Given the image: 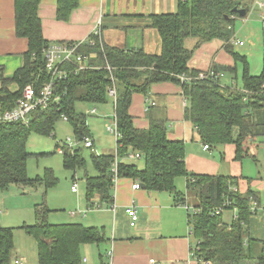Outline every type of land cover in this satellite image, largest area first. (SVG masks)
Instances as JSON below:
<instances>
[{
  "label": "trees",
  "instance_id": "obj_1",
  "mask_svg": "<svg viewBox=\"0 0 264 264\" xmlns=\"http://www.w3.org/2000/svg\"><path fill=\"white\" fill-rule=\"evenodd\" d=\"M40 0H14L15 34L27 39V49L23 53V65L13 76L6 78L0 67V110L5 111L22 97L24 88L33 85L40 89L53 80L47 71L42 49L50 42L43 36L38 15ZM79 0H56L55 16L59 21H68L71 11L78 7ZM249 8L244 0H176L173 12L150 14L149 26L156 29L161 39L158 54L143 49H123L96 41L93 47L84 46L82 51L91 55L92 67L75 71L74 65L64 63V78L54 80V96L58 99L44 110L34 111L28 124L20 122L0 124V188L10 184L22 187L43 185L46 190L58 179L51 168H44L42 176L30 177L26 162L31 155L26 150L31 132L50 135L55 122L64 115L71 124L76 142L90 137L86 114L76 109L78 101L99 104L107 101L110 89H114V117L120 137L116 139L113 153L89 154L94 175L84 172L85 198L90 201L96 194L102 203L112 201L111 167L117 158L138 152L144 161L139 169L136 165L119 162L118 176L131 178L144 184L150 191H166L173 195L175 204H185V196L176 189L175 179L186 178L185 188L193 196L195 203L189 208V225L195 244L193 254L198 260L210 264H264V241L249 234L251 210L257 201L252 191L240 193L234 190L236 181L226 175L197 174L187 170L184 142L167 136L165 117L152 115L148 110L147 128H136L129 112L133 93L148 94L150 86L156 82H174L181 86L186 99L184 119L196 129L200 141L208 148L233 144L235 159L247 157V143L251 129L255 125L253 111L264 108V52L262 68L258 74L248 70L246 57L233 51L232 31L234 21L240 17L233 8ZM243 16V17H244ZM192 37L195 45L185 46V39ZM214 38L225 42L224 48L234 60V66L212 65L215 72L235 74L241 65V84L223 85L218 79H197L198 71L188 67L194 48ZM264 45V27L262 28ZM180 75L191 77L180 81ZM235 79V78H234ZM15 83L12 92L9 85ZM234 130L237 134L234 136ZM65 169L75 171L84 168L85 157L78 147L65 148L62 153ZM225 201L219 213H215ZM235 210V217L229 222L223 219L224 210ZM51 209L42 201L34 205V222L19 226L36 242L38 264H81V246L106 242L103 227L87 226L79 222L50 223ZM14 228L0 223V264H9L14 247ZM99 259L104 264V254L99 251Z\"/></svg>",
  "mask_w": 264,
  "mask_h": 264
},
{
  "label": "crops",
  "instance_id": "obj_2",
  "mask_svg": "<svg viewBox=\"0 0 264 264\" xmlns=\"http://www.w3.org/2000/svg\"><path fill=\"white\" fill-rule=\"evenodd\" d=\"M175 9L176 0H79L78 7L71 11L68 21H59L55 16L56 0H40L38 15L43 36L50 43L84 40L99 24L100 41L103 44L123 49H143L147 53L158 54L161 50L160 35L156 29L149 26L147 16L173 12ZM231 41L235 52H237L235 47L246 45L243 40L235 37L234 29ZM195 42L194 38L190 39L187 47H194ZM224 45L225 42L217 38L201 43L194 48L187 63L188 67L197 71H207L212 65L234 66L235 60L225 50ZM26 49L27 39L15 34L14 0H0V67L4 77H12L14 72L23 65V53ZM226 73L223 72L224 78ZM236 75L235 71L233 78L225 82V85H237ZM9 89L14 92L17 85L11 83ZM151 101L154 102L153 105ZM186 104L178 83L156 82L150 86L148 94H132L129 112L133 117L134 126L141 129L148 127L149 120L146 117L148 110L152 115L165 117L168 126L167 136L184 142L185 164L189 172L230 176L236 181L234 187L240 193L254 192L258 205L264 208L261 192L258 190L264 189V177L259 176L256 181L257 186H253L252 178L243 173V158L235 159L233 144H231L233 148L230 161L225 162L221 167L219 159L210 152L212 148L203 149V143L196 129L184 119ZM253 117L255 125L251 129L249 142L256 141L257 135H264V108L254 110ZM236 134L237 131L234 130V136ZM115 151L116 144L111 151L97 154H115ZM118 161L136 165L139 169L144 166L141 157L132 159L124 157ZM231 161L233 163H230ZM182 178L181 180L176 178L175 185L176 189L184 194L185 204H175L173 195L166 191H150L141 187L133 189L132 184L135 181L122 177H118L113 186L110 203H102L99 201L100 196L96 194L90 200L92 202L90 204L84 195L87 210H71L70 216L75 217L78 214L77 221L74 222L103 227L107 240L99 245L83 244L80 248L81 264H101L99 251L104 254V264H149L150 259H154L155 264H204V261L198 260L193 254L194 244L189 237L191 206L186 202L190 194L185 188L186 178ZM180 185L182 187L184 185L183 190L178 188ZM252 186L254 188H251ZM18 187L22 194L26 193L25 187ZM31 188L36 189V187ZM4 193L0 194V202H2L0 203V223L14 228V246L17 239L24 245L23 250L13 247L9 264H14L15 261L19 264H34V262L38 264L36 247L33 252L31 237L19 228L21 224H28L30 220L19 219L16 225L6 224V222L10 223L12 207L6 205L5 201L9 202L14 197L22 198V195L19 193V195L5 196ZM129 205H134L138 214V220L134 226L130 225V219L125 212V208ZM25 207L26 203L21 204L20 210L24 211ZM6 215L8 218L5 220ZM234 217L233 209L232 218ZM249 234L252 238L264 241V210H258L250 217ZM85 246L88 247L85 249ZM31 254L34 257L30 258Z\"/></svg>",
  "mask_w": 264,
  "mask_h": 264
},
{
  "label": "rangeland",
  "instance_id": "obj_3",
  "mask_svg": "<svg viewBox=\"0 0 264 264\" xmlns=\"http://www.w3.org/2000/svg\"><path fill=\"white\" fill-rule=\"evenodd\" d=\"M244 2L249 10L245 17H237L234 21V35L236 38L243 40L246 45L238 48L235 47V49L239 54L245 55L249 72L251 74H258L261 71L262 54L264 52V45L262 42L264 0H244ZM190 39L193 38L188 37L185 39V46H188ZM102 44L101 42L100 46ZM91 55L95 57L96 53L93 52ZM241 73V65L238 64L236 68V82L239 86L241 84ZM233 76L234 74L227 72L225 78L223 77L220 81L225 85V82H229ZM113 97L108 96L106 102L99 104H90L80 101L75 103L76 109L86 114V123L90 137L94 140L93 148L84 147L83 142H76L71 124L61 117L55 122L54 130L50 135H41L36 132L30 133L26 144L27 152L31 153L26 162L28 176H42L44 168H51L58 182L49 187L45 195L43 185L36 186V189L26 186L24 188L26 193L23 192L24 194L19 190V185L16 184H10L6 189L0 188V194H3L4 191H6L4 193L5 196L19 195L20 193L22 198L26 199L23 200L22 198L14 197L9 202L7 200L5 201L6 205L12 207L10 223L6 222V224L16 225L19 219H28L30 220L28 224H32L34 222V204L42 201L51 209L48 215V221L50 223L74 222L78 214L72 217L69 211L74 209L80 211L87 210L86 200L84 198V172L87 171L89 175L95 174L89 154L91 151L95 153L109 152L115 145L116 138L108 130L109 126L114 127L115 125ZM93 108H95V113H90ZM63 144L80 148L82 156L85 157L84 168L72 171L63 167L62 153L58 151L59 147L63 146ZM247 146L249 148V154L247 157L243 158L242 169L244 174L252 178V182H254L253 186L255 187L257 186L256 181L259 179V176L262 178L264 177V135H257L256 141L247 143ZM232 148L231 144L217 145L212 148L210 152L214 154V157L216 156L219 159V165L223 167L224 163L231 159ZM137 161L141 162V160ZM216 161L218 163V160ZM230 163H233V161ZM178 179L181 180L183 178L181 176L178 177ZM73 181H75L78 189L76 192L71 191ZM253 186L251 188H254ZM178 188L183 190L184 185L183 187L180 185ZM258 190L261 192V199L264 203V189L259 188ZM186 202L192 206L195 203V199L192 195H189ZM0 203L2 204V202ZM24 203H26V207L23 208L24 211H21L20 205ZM222 215L225 222L230 221L233 216V211L229 209L224 210ZM4 218L6 220L8 216L6 215ZM189 235L192 243L195 244L193 235ZM30 239L33 241L32 250L34 252L36 242L32 237ZM86 247L88 246H85V249ZM23 248L24 245L22 241L17 239L14 249L23 250ZM32 257H34L33 254L30 255V258ZM34 264H36V262H34Z\"/></svg>",
  "mask_w": 264,
  "mask_h": 264
},
{
  "label": "built area",
  "instance_id": "obj_4",
  "mask_svg": "<svg viewBox=\"0 0 264 264\" xmlns=\"http://www.w3.org/2000/svg\"><path fill=\"white\" fill-rule=\"evenodd\" d=\"M262 26L264 27V19L262 21ZM98 41L100 44V27L99 24L93 28L89 36L84 40H78L73 42H52L49 43L45 48L42 49V55L45 63V67L48 72L52 74L53 80L46 83L40 89H35L33 85H27L22 93V97L18 98L15 101V105L5 111L0 110V124L2 123H12V122H20L21 124H28L31 120V114L34 111L44 110L50 107L54 101L58 99L57 96H54V80H58L64 78L67 74V70L60 67V65L64 63H69L74 65L75 71H80L88 67H92L89 64V59L91 55H87V53L82 51L84 46L93 47ZM242 44V42H239ZM180 81H189L191 77L186 75L178 76ZM223 77V72H215L213 69H209L207 71H198L195 78L197 79H218ZM264 87V83H263ZM109 94L111 96L115 95L114 89L109 90ZM152 105L153 101L150 102ZM90 113H95V108H93ZM61 118L67 120L64 115H61ZM114 127H108V130L115 136V138L120 137V132L117 129L116 119L114 117ZM83 146L87 148H92L93 139L89 136H85L82 141ZM70 147V145L63 144V146L59 147V152L63 153L64 149ZM203 149H208L207 145H203ZM126 157L132 158H140V154L138 152H131L126 155ZM118 160L115 159L114 163L111 167V179L113 185L116 184L118 179V171H117ZM133 189H139L140 184L138 181H135L132 184ZM71 189L73 191L77 190L76 183L73 182L71 185ZM236 190V188H234ZM229 204V201H225L221 207H218L215 210V213H219L224 205ZM251 210L257 212L258 210H264V208L260 207L256 201H253L251 204ZM125 212L130 219V225L134 226L136 221L138 220V214L136 207L134 205H129L125 208ZM189 233L191 234V227H189ZM14 264H19L18 261H15ZM149 264H155L154 259L149 260ZM204 264H210L209 262H204Z\"/></svg>",
  "mask_w": 264,
  "mask_h": 264
},
{
  "label": "water",
  "instance_id": "obj_5",
  "mask_svg": "<svg viewBox=\"0 0 264 264\" xmlns=\"http://www.w3.org/2000/svg\"><path fill=\"white\" fill-rule=\"evenodd\" d=\"M233 11L237 12L240 17L244 16L245 13H246L245 9H243V8H237V7H234L233 8ZM140 187L141 188H144L145 186H144V184H140Z\"/></svg>",
  "mask_w": 264,
  "mask_h": 264
}]
</instances>
